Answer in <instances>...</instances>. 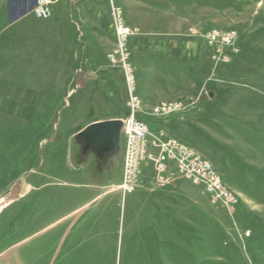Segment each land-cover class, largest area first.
<instances>
[{
    "label": "rangeland",
    "instance_id": "374dc122",
    "mask_svg": "<svg viewBox=\"0 0 264 264\" xmlns=\"http://www.w3.org/2000/svg\"><path fill=\"white\" fill-rule=\"evenodd\" d=\"M12 1L0 0V264H264V0H155L154 34L114 0L132 30L118 51L109 0H90L112 34L101 30L102 50L87 57L46 24L55 0L47 16L25 0L15 25ZM213 30L231 41L212 40ZM171 39L196 42L197 55L170 52ZM42 49L53 68L42 66ZM75 67L97 71L77 94ZM130 95L147 155L124 192L125 137L98 177L73 135L101 118H130ZM196 157L220 191L188 175Z\"/></svg>",
    "mask_w": 264,
    "mask_h": 264
},
{
    "label": "crops",
    "instance_id": "0c3cea01",
    "mask_svg": "<svg viewBox=\"0 0 264 264\" xmlns=\"http://www.w3.org/2000/svg\"><path fill=\"white\" fill-rule=\"evenodd\" d=\"M117 4H119L124 9V11H126L127 8L129 7L130 11L136 12V14L142 15V19H141L142 22L140 23V19H137L135 21V23H133V24L137 25V26L138 25L142 26L143 27V33H147V32L149 34L155 33V32L154 33L152 32L156 29L155 23H154V25H153V23L150 24L151 31H148L150 29L148 28L149 26H148V21H147L148 20L147 15H148V12H153L151 9L152 8L151 6L153 4L155 5L154 9L157 8V1H155V0H138V1H136V0H119ZM25 6H26L25 0H13L11 2V5H10V2L7 3L8 19L11 22V25L12 24L15 25L16 23L24 20L26 14L28 12V11L25 12L23 10L26 8ZM126 6H127V8H126ZM10 8L14 9V13L12 12V10ZM52 12H53L52 15L50 16L48 21H46V24L50 25V28L52 27L53 33H58V32L60 33L61 32L64 43L67 44V46L69 45V47H68L69 50L72 51L71 45L72 44H73V46L75 45L74 41L76 42V44L77 43L81 44L80 46L83 47V51L86 53V57L88 56L87 53L98 52V50H100L102 48V47H100L98 49V36H100L102 34L101 30H104V28H105V32H107L106 35L109 33L112 34V31L108 30L106 23L102 22V20H104V21H106V20L104 17H101L103 15H101V13L98 12V2L90 1V0H55L54 3L52 4ZM146 23H147V25H146ZM172 33L173 32L169 31L166 33V35L169 36ZM31 34H32L31 36L33 37L34 33L32 32V30H31ZM52 35H54V34H52ZM47 36L49 38L50 37L53 38V36H51V33L47 34ZM51 38H50V40H51ZM166 41L168 42V40L165 39V42ZM151 43L154 44V41H151ZM170 44H172L171 45L172 48L170 49L171 50L170 52H181V53L184 52L186 54L190 53L192 56H193V54H194V56L197 55L198 46H197L196 42L193 43L192 41L189 42L188 40H186V41H180L179 40L177 43L176 40L171 39ZM104 50H107V48H104ZM41 51H42L41 57L43 58V63H45L42 66L44 68L46 67L47 69L50 67L53 68L54 61L51 60V62H52L51 63L50 60L48 59L49 55L48 54L45 55L44 54L45 51L43 49ZM47 52H48V50H47ZM170 63H172V64H170ZM170 63H167V65L170 64L168 66L175 67V63L174 64H173V62H170ZM76 65L77 64H75V62H73L72 64L68 63L67 66L70 67V69H72V67H74ZM78 72L83 73V79H84V84H85L83 87H81L79 84L76 83V74ZM92 72L97 73V71H95L94 67H90L88 69L76 68V67L74 68L73 74H72V82L74 85L73 93L74 94H77L78 92H80V90H85V88L88 87L89 75H91ZM101 72L103 73V76H102L104 79L103 85H105V87H102L100 84L99 89H101V91L107 92V95L101 104L103 106L108 107V105H110L109 103L112 101L113 95L110 92H108V88H107L108 86L106 85V83L108 84V82L105 80V78H106L105 73H107V72L104 70H101ZM47 75H48V73H47ZM186 80L189 81L190 84L195 83V82H193L190 74ZM110 119H121L122 120V118H118L116 116H113V117L110 116L107 118L98 119V121H104V120H110ZM96 121H94V122H96ZM75 143L79 146L80 151H81L80 145L76 141H75ZM117 154L110 156V157H105L101 160L96 158L91 153L85 154L84 157H86V159H87L91 156L92 160L96 159L94 162V164H95L94 169H95V172L98 174V177H99V175L101 173L110 171V167H112V161L116 158ZM114 185H117V184H114ZM106 192H108V191H106ZM99 194L101 195V194H107V193H103V191H102ZM98 196L99 195H96L95 198L90 200V202H92L94 204L97 203L98 202ZM154 214L155 213H152V215H154ZM151 224H149V225L151 226ZM154 224L155 223H153L152 227H156Z\"/></svg>",
    "mask_w": 264,
    "mask_h": 264
},
{
    "label": "built area",
    "instance_id": "2783aa9c",
    "mask_svg": "<svg viewBox=\"0 0 264 264\" xmlns=\"http://www.w3.org/2000/svg\"><path fill=\"white\" fill-rule=\"evenodd\" d=\"M45 2L46 0H37L35 12L40 16H47L49 14V10ZM109 3L112 9L115 31L118 36L116 48V51H118L119 49L121 50L123 48L125 44L124 38L130 35L132 33V30L124 24L121 8L114 4V0H109ZM210 37L212 38V40H215L220 37L223 42L229 43L231 41L232 35L230 33L220 35L217 30H213L210 32ZM226 57L227 55H223L224 59ZM129 69L130 68L126 65V70L129 71ZM126 79L129 85V94H131L133 92L131 86V83H133L132 74L128 72L126 74ZM128 103L130 105L132 115L126 120L122 119L121 127V134L125 137L127 143L124 176L121 185L124 192L130 191L132 189V182L134 181V175L137 170V167L140 161L147 155L145 143L146 127L141 121L134 117L135 107L138 103L137 98L130 95V100L128 101ZM182 153L185 156L189 154L187 149H184V152ZM163 159L164 157H162L159 161L161 167L164 166ZM179 164L181 169H188V167L183 164L182 161H179ZM188 175L194 178V181H199L197 180L198 177H201L202 179L209 178V180L207 179L209 189L211 191H220L219 188L221 187V185L219 183V180H217L215 176H213L210 165L206 163V161H203L197 157L193 158V161L190 163V171Z\"/></svg>",
    "mask_w": 264,
    "mask_h": 264
},
{
    "label": "water",
    "instance_id": "95a60500",
    "mask_svg": "<svg viewBox=\"0 0 264 264\" xmlns=\"http://www.w3.org/2000/svg\"><path fill=\"white\" fill-rule=\"evenodd\" d=\"M37 3V0H34ZM76 83L83 87V73L76 74ZM211 95V93H209ZM122 120L110 119L87 124L74 135L83 154L91 152L98 159L110 157L120 150Z\"/></svg>",
    "mask_w": 264,
    "mask_h": 264
},
{
    "label": "bare ground",
    "instance_id": "6f19581e",
    "mask_svg": "<svg viewBox=\"0 0 264 264\" xmlns=\"http://www.w3.org/2000/svg\"><path fill=\"white\" fill-rule=\"evenodd\" d=\"M80 130H81V129H80ZM80 130H79V131H80ZM75 134H76V133H75ZM9 199H10L9 196L6 197L5 200H4V203H6Z\"/></svg>",
    "mask_w": 264,
    "mask_h": 264
},
{
    "label": "flooded vegetation",
    "instance_id": "af4514ba",
    "mask_svg": "<svg viewBox=\"0 0 264 264\" xmlns=\"http://www.w3.org/2000/svg\"><path fill=\"white\" fill-rule=\"evenodd\" d=\"M88 153H91V152H87L86 154H88ZM81 154H83L82 151H81ZM91 154H93V153H91ZM83 155H85V154H83ZM93 155H94V154H93Z\"/></svg>",
    "mask_w": 264,
    "mask_h": 264
}]
</instances>
